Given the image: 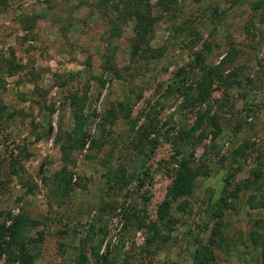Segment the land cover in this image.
I'll list each match as a JSON object with an SVG mask.
<instances>
[{
    "label": "rangeland",
    "instance_id": "obj_1",
    "mask_svg": "<svg viewBox=\"0 0 264 264\" xmlns=\"http://www.w3.org/2000/svg\"><path fill=\"white\" fill-rule=\"evenodd\" d=\"M135 1L0 0V227L35 264H264V0Z\"/></svg>",
    "mask_w": 264,
    "mask_h": 264
},
{
    "label": "trees",
    "instance_id": "obj_2",
    "mask_svg": "<svg viewBox=\"0 0 264 264\" xmlns=\"http://www.w3.org/2000/svg\"><path fill=\"white\" fill-rule=\"evenodd\" d=\"M143 1L147 2V0H136L135 3H133L130 7V8H135V10H133V12H131L129 10L125 11L126 10L125 9V10H123L122 13H120V15L122 16V14H123L124 16H126V14H127L128 16H130L132 13H133V15H135L137 13L136 8L138 9L139 7H141L140 6L141 4L144 5ZM159 1H160V4L162 5L163 0H158V2ZM111 6L112 7H111L110 14L113 11L118 9L117 2H113ZM148 12L149 11L147 10V13ZM111 28L114 29V26ZM135 30H136L135 35H136L137 40L139 42L143 39V35L145 34L146 30L143 29L141 24H139V23L137 24V27L135 28ZM201 58H202V54L197 53L196 59L198 61H200ZM183 73H184V70L179 69L176 72V75H178L179 77H180V75H182V77H183ZM196 87L198 88V92H197L198 98H201L202 91L204 90V83L200 82V83L196 84ZM124 115H125V113H124ZM74 116H76V114H74ZM183 135H187V130L178 131V133L176 134L177 138H175V141H174L175 146H174L173 151H174L175 157H177L174 160L176 167L174 169L173 177H172L168 187L166 188L165 198L162 200L161 204L159 205V212L160 213L162 212L163 216L166 214V212H167L166 210L169 207V202H170L169 199H173V198H177V197H180L183 195L190 194V192L192 190V186H193V180H192L193 179V171L189 165V157L180 148V146L182 145V141H183ZM79 141L81 142V146H82L84 143V135L83 134L79 137ZM229 177H231V175H229L228 178ZM228 178L225 179V183H227ZM138 179L140 180V183L143 182V179H141V178H138ZM65 185H66V182H65ZM218 203L225 204V198L220 196L218 198ZM17 230H18V227H17V222L15 219H12V222L9 224L8 227H6V229H3L2 227H0V248L4 250L7 248L9 249L12 245H15L16 251H15L14 255L12 256L11 261L16 262V264H35L32 261V257L30 255V253H28V251L25 247V243L16 239V234L18 233ZM254 234H252V235H254ZM252 239L254 240L253 236H252ZM209 252H210L209 246H207V245L200 246V250H196V252L193 255L192 264H205V261L207 259V255ZM75 264H83L82 259H79Z\"/></svg>",
    "mask_w": 264,
    "mask_h": 264
}]
</instances>
